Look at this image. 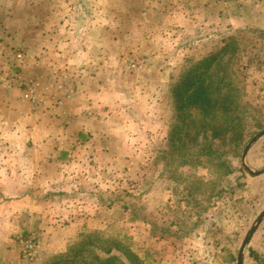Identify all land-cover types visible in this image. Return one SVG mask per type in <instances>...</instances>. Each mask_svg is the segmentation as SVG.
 Wrapping results in <instances>:
<instances>
[{
  "label": "rangeland",
  "instance_id": "rangeland-1",
  "mask_svg": "<svg viewBox=\"0 0 264 264\" xmlns=\"http://www.w3.org/2000/svg\"><path fill=\"white\" fill-rule=\"evenodd\" d=\"M6 1L17 20L34 19L29 27L42 39L35 31L20 34V25L11 26L12 39L0 37V179L20 158L17 129L29 128L17 115L30 106L16 108L28 84L40 96L52 83L56 94L78 98L84 114H93L97 100L102 123L108 113L115 127L149 137L144 180L113 169V188L74 184V173L55 185L79 187L84 204L89 197L101 207L112 200L113 213L99 208L95 215L117 223L86 230L57 251L13 217L21 230L2 232L11 246L0 248L8 259L1 264H100L109 256L88 237L93 232L129 237L131 246L149 250L140 255L146 264H264V0ZM205 58L206 72L196 73L202 79L185 86L181 74ZM130 138L141 145L145 136ZM158 172L172 206L147 213L144 195ZM60 199L49 190L42 200ZM125 216L148 221L149 239L129 235Z\"/></svg>",
  "mask_w": 264,
  "mask_h": 264
},
{
  "label": "crops",
  "instance_id": "crops-1",
  "mask_svg": "<svg viewBox=\"0 0 264 264\" xmlns=\"http://www.w3.org/2000/svg\"><path fill=\"white\" fill-rule=\"evenodd\" d=\"M13 5L12 2L0 0V37L12 39L16 29L11 26L20 25L22 28L20 31L17 30L20 34L27 33L29 30L35 31L37 40H40L38 38H41L42 31L37 32L32 25L31 28L29 27L30 24H34V19L17 20L11 9ZM25 21L24 26L22 23ZM34 84L31 86L28 84L26 98L19 99L20 105L19 103L16 105L18 108L21 102H24L30 106L29 112L24 113L21 110L17 115L20 119H28L26 121L29 126L26 129L19 125L21 128L16 131L23 137L18 151L20 158H17L12 168L6 167L8 171H1L4 177L0 179V236L4 231L5 235L10 234L14 228L21 230L20 225L13 224V217L15 220L23 218L20 221L26 228L37 232L40 239L47 242L46 245L50 248L55 247L57 251H61L66 248L67 243L86 230H108V226L114 225L117 221L110 220V215H105L106 220H99L95 215L99 208L103 209L104 213H113L112 200L101 207L96 200L89 197L88 204H84L83 200L87 197L79 187L66 191L54 189L55 185L63 183L62 181L71 182L68 174L74 173V184L85 181L97 182L101 185L108 184L109 188H113L112 184L119 183V181L115 182L111 175L113 169H119L127 176L137 172V178L144 180L147 176L145 175L146 164L143 165L142 160L145 156L143 153L146 151L144 142L149 135H146L143 129L134 131L115 127L114 117H112L114 115H108V113H105L102 123L97 116L99 107L97 100H92V107H89L93 109V114H84V107H78V98L72 101L73 99L56 94L52 83L47 85L43 95L37 96L38 87ZM82 98L87 97H80ZM67 104L73 107L66 106ZM97 120L101 126H97ZM137 135L145 136L141 145H139L140 142L134 145L130 138ZM26 154L27 160H23ZM7 164L11 165L9 162ZM131 165L132 168H130ZM141 166L143 171H140ZM25 171L27 174L23 175ZM161 177L160 172L155 174L150 191L144 195L146 201L143 209L147 213L160 208L169 209L172 206L173 199L165 187V180ZM121 179L126 181L129 177ZM156 182L162 185L154 188L153 185ZM49 190L61 196L57 204L43 202V196L49 193ZM125 217L126 221L125 218L122 221L126 222L123 224L129 235H133L138 240L149 239L151 226L148 221ZM46 218L47 221H45ZM154 238L156 236L152 235V239ZM4 239L5 244L2 241L3 237L2 240L0 237V248L11 246V240L7 237ZM158 239L164 241L165 237L159 236ZM7 261L5 257H0V264Z\"/></svg>",
  "mask_w": 264,
  "mask_h": 264
},
{
  "label": "trees",
  "instance_id": "trees-1",
  "mask_svg": "<svg viewBox=\"0 0 264 264\" xmlns=\"http://www.w3.org/2000/svg\"><path fill=\"white\" fill-rule=\"evenodd\" d=\"M226 47H223L220 51H224ZM209 65L208 58H205L203 60H200L195 65L191 66L189 70H185L183 74H181V80L182 83L187 86L189 81L192 82L193 80L196 81L201 80L202 78H197L198 74H196L199 70L202 71V75L206 72L204 71V68H206ZM202 84V83H201ZM194 84H192L193 86ZM196 89V87H195ZM226 110V108H225ZM231 151V150H230ZM232 152V151H231ZM230 152V153H231ZM91 240L93 241V244L98 245V249L102 251V254H106L107 258L100 260L98 259V263L100 264H111L110 261L115 260L114 262H118V264H146L144 261L145 259H141L140 255L141 252L146 256L149 254V250L146 249L141 250L143 248L135 246H131L130 238L127 236H124L122 238L109 236L106 233L103 232H93L92 234H89ZM96 245V246H97ZM151 253V252H150ZM65 256V255H64ZM66 261V259H65Z\"/></svg>",
  "mask_w": 264,
  "mask_h": 264
},
{
  "label": "water",
  "instance_id": "water-1",
  "mask_svg": "<svg viewBox=\"0 0 264 264\" xmlns=\"http://www.w3.org/2000/svg\"><path fill=\"white\" fill-rule=\"evenodd\" d=\"M264 215V212L261 214L260 218ZM254 230V228L251 230V232Z\"/></svg>",
  "mask_w": 264,
  "mask_h": 264
},
{
  "label": "built area",
  "instance_id": "built-area-1",
  "mask_svg": "<svg viewBox=\"0 0 264 264\" xmlns=\"http://www.w3.org/2000/svg\"><path fill=\"white\" fill-rule=\"evenodd\" d=\"M32 245V244H31ZM27 247V246H26ZM30 247V249H32L33 248V245L32 246H29ZM28 248V247H27ZM29 249V248H28Z\"/></svg>",
  "mask_w": 264,
  "mask_h": 264
}]
</instances>
